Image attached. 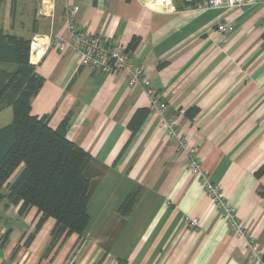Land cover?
Listing matches in <instances>:
<instances>
[{
  "label": "crops",
  "instance_id": "crops-1",
  "mask_svg": "<svg viewBox=\"0 0 264 264\" xmlns=\"http://www.w3.org/2000/svg\"><path fill=\"white\" fill-rule=\"evenodd\" d=\"M206 2L172 0L165 9L154 0H72L76 29L112 45L137 42L133 62L166 104L164 117L177 123L178 134L170 137L162 114L143 86L129 84L127 71L82 66L71 47L61 51L51 43L56 36L69 40L66 0H0L2 33L39 35L45 48L35 62L44 84L32 114L49 115L53 129L70 115L67 138L91 155L85 171L90 223L83 237L73 234L47 253L54 220L36 232L37 210L21 215L3 199L0 220L19 223L0 224L2 248L12 244L2 262L250 264L248 240L264 255V172L258 176L264 170V2L233 9H208ZM220 22L230 24L227 34L216 30ZM15 69L0 63V81ZM192 108L198 113L190 118ZM142 109L148 115L132 136L128 125ZM11 122L12 108L0 111V128ZM184 143L196 149L195 160L245 224L247 239L230 230L192 173ZM136 188L138 202L124 216L119 208ZM186 218L200 227L190 228Z\"/></svg>",
  "mask_w": 264,
  "mask_h": 264
},
{
  "label": "trees",
  "instance_id": "trees-1",
  "mask_svg": "<svg viewBox=\"0 0 264 264\" xmlns=\"http://www.w3.org/2000/svg\"><path fill=\"white\" fill-rule=\"evenodd\" d=\"M133 41L129 49L136 46ZM34 47L31 39L4 35L0 30V63L16 66L14 72L0 81V111L12 108V122L0 128V201L7 199L19 206V214L35 208L41 215L36 224L39 231L48 219L55 224L52 242L47 253L60 247L69 237L80 238L86 232L90 216V180L85 171L91 155L67 138L70 115L57 128L50 126V116L32 114V99L44 84V79L35 72ZM197 108L187 112L192 118ZM148 115L138 110L129 123L134 136ZM22 168L13 183V175ZM264 170L258 171V176ZM7 188L5 195L3 189ZM141 194L136 188L119 208L122 215H129ZM35 234L29 236V246ZM124 264V263H123Z\"/></svg>",
  "mask_w": 264,
  "mask_h": 264
},
{
  "label": "built area",
  "instance_id": "built-area-1",
  "mask_svg": "<svg viewBox=\"0 0 264 264\" xmlns=\"http://www.w3.org/2000/svg\"><path fill=\"white\" fill-rule=\"evenodd\" d=\"M66 1L67 16L65 26L69 33V40H64L60 36H56L51 39V43L53 45H58L61 51L65 50L67 47H71L78 55L79 62L82 66H88L106 73H115L121 70L127 71L129 75V84L131 86L141 85L145 88L152 106L157 108L163 116L162 127L166 130L168 136L176 137L178 134L176 130V121L164 117L166 104L160 99L158 92L146 78L142 67L133 62V54L129 47L109 44L101 35H95L86 30L76 29L75 19L78 13V7L72 4V0ZM254 1L264 2V0ZM154 2L165 9L172 5V0H154ZM247 2L248 0H207L206 8L233 9L245 5ZM230 28L231 26L227 22H220L216 26V30L222 34H227ZM31 45L34 47L33 57L36 62L45 51L41 37L39 35L33 36ZM184 146L187 149L192 173L200 178L207 195L220 208L230 230L236 236L247 239L248 231L245 224L238 220L235 209L228 204L220 188L209 181L208 172L204 171L201 165L195 160L196 149L187 147L185 143ZM186 223L190 228L198 229L200 227V222L197 219L186 218ZM248 248L250 264H264V255L259 251L258 246L252 240H248Z\"/></svg>",
  "mask_w": 264,
  "mask_h": 264
},
{
  "label": "rangeland",
  "instance_id": "rangeland-1",
  "mask_svg": "<svg viewBox=\"0 0 264 264\" xmlns=\"http://www.w3.org/2000/svg\"><path fill=\"white\" fill-rule=\"evenodd\" d=\"M21 172V168H20V170H18L17 172H16V174L14 175V177L11 179V181H14L16 178H17V176L19 175V173ZM4 223H5V225H7V229H9L10 227H13L14 225H17L18 223H19V221H17V223L16 222H12V220L11 221H2V220H0V224L3 226L4 225ZM12 225V226H11ZM3 239V238H2ZM10 246H12V244H9L6 248H2V245H1V243H0V258L2 259V258H4V255L3 254H5V252L8 250V249H10ZM18 247V249H17V253L19 254L20 252L21 253H23L22 251H24L23 250V247H21V246H19V244H17V246L16 247H14L15 249ZM20 251V252H19ZM124 262H119L118 264H123ZM0 264H9L8 263V261H6V262H2L1 260H0Z\"/></svg>",
  "mask_w": 264,
  "mask_h": 264
}]
</instances>
